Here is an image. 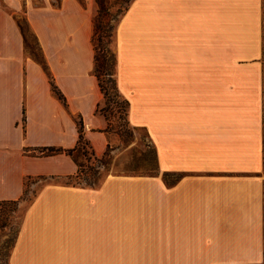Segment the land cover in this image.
Segmentation results:
<instances>
[{
	"label": "crops",
	"instance_id": "crops-1",
	"mask_svg": "<svg viewBox=\"0 0 264 264\" xmlns=\"http://www.w3.org/2000/svg\"><path fill=\"white\" fill-rule=\"evenodd\" d=\"M94 12L93 0H0V200L53 180L26 208L9 263L264 264V0H133L117 80L157 171L89 187L57 182L78 164L48 151L77 146L79 117L96 154L109 148Z\"/></svg>",
	"mask_w": 264,
	"mask_h": 264
},
{
	"label": "rangeland",
	"instance_id": "rangeland-1",
	"mask_svg": "<svg viewBox=\"0 0 264 264\" xmlns=\"http://www.w3.org/2000/svg\"><path fill=\"white\" fill-rule=\"evenodd\" d=\"M86 3V0H81ZM109 12L105 18L99 16V5L93 0L95 14L93 24L95 23L108 30L106 39L101 41V46H107L108 57L116 54L117 45V28L121 17L119 12V4L115 5L110 0ZM19 20L26 28V37L28 41V52L34 53L37 57H41L42 53L38 42L27 27L25 19L20 17ZM30 54V53H29ZM111 54V55H110ZM112 64V63H111ZM115 72L114 66H109ZM106 85L109 88V101L102 103L104 111L103 115L108 121L107 130L109 131V148L108 155L103 156V161L95 159L87 160L84 156L81 160L85 164L84 173L80 177L62 178L56 180L60 183H75L87 185V180L103 183L104 179L110 174L131 173V174H153L156 173V160L153 147L150 143L147 131L140 127L130 125L126 115V107L123 106L122 95H117L115 90L111 88L109 77H104ZM101 156V157H102ZM169 182L176 180V176L170 175ZM50 179L29 178L27 180L26 190L20 201L16 204H7L0 206V264H10L9 257L14 246V242L21 225L22 217L26 208L34 200L40 189ZM55 181V180H54ZM90 187V186H89Z\"/></svg>",
	"mask_w": 264,
	"mask_h": 264
},
{
	"label": "trees",
	"instance_id": "trees-1",
	"mask_svg": "<svg viewBox=\"0 0 264 264\" xmlns=\"http://www.w3.org/2000/svg\"><path fill=\"white\" fill-rule=\"evenodd\" d=\"M97 2V4L99 5V16L102 15L103 18H105L109 12V4H110V0H95ZM114 3H116L115 5L119 4V12L121 13V17L119 19V22L121 21L122 17L125 15V13L127 12V10L130 8L131 3L133 2V0H113ZM26 22V20H25ZM118 22V24H119ZM19 25L21 27V30L24 34V38H25V48L27 50V52L29 51L28 48V41H27V37H26V28L23 25V23L19 20ZM27 27L30 29L28 23L26 22ZM31 30V29H30ZM108 32V30L104 29L102 26H99L98 24L95 23V29H94V34H93V45H94V49H95V66H94V73L97 76L98 80H99V84L101 87V90L104 94V103H107L109 100V88L106 85L105 79L104 77H109V82L111 85V88H113V90H115L117 95H122V93L120 92L119 86H118V80H117V66H118V58L117 55H111V57H108V52L109 50L107 49V46H101V41L103 39H106L108 34L106 33ZM33 33V32H32ZM34 34V33H33ZM36 40L37 37L34 34ZM38 42V40H37ZM39 45V43H38ZM40 48V46H39ZM41 50V49H40ZM30 53L32 56H34L39 62H41L45 68H46V63L45 60L43 58V55L41 57H37L36 55H34V53L32 52H28ZM42 53V52H41ZM112 63V64H111ZM109 66H114L115 72H113L111 69H109ZM52 82V88L54 90V92L56 93V95L64 100V96L61 93V91L57 88V86L53 83V80L51 79ZM123 96V95H122ZM124 97V96H123ZM102 102V103H103ZM100 103L98 105L97 111L100 113H103L104 108L103 106H101ZM123 106H125L126 109V115L128 118V114H129V107H130V102L127 98L124 97V99L122 100ZM79 140H78V144L75 148L72 149H64V148H50L48 153H61V152H65L69 155H71L74 160L76 161V163L78 164V173L74 176H70L68 178H73V177H80V175L82 173H84V167L85 164L84 162L81 160V157L84 156L88 161L91 159H95L98 161H103V156L108 155V149L105 152V154L101 157L98 156L91 144V142L86 138L85 136V132H84V124H83V120L81 117H79ZM155 160H156V156H155ZM156 169V167H155ZM28 180V179H27ZM27 180L25 181V190H26V185H27ZM87 185L90 187H98L100 186V183L94 182V181H90L87 180ZM68 185H82L80 183L75 184V183H66ZM25 193V192H24ZM20 201V199L17 200H0V206L3 205H7V204H17ZM18 234V233H17ZM17 238V236H16ZM16 241V239H15ZM15 244V242H14ZM10 258V257H9Z\"/></svg>",
	"mask_w": 264,
	"mask_h": 264
}]
</instances>
